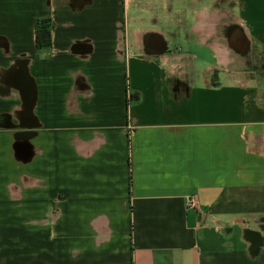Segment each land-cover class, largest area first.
Instances as JSON below:
<instances>
[{
  "label": "crops",
  "instance_id": "0c3cea01",
  "mask_svg": "<svg viewBox=\"0 0 264 264\" xmlns=\"http://www.w3.org/2000/svg\"><path fill=\"white\" fill-rule=\"evenodd\" d=\"M237 1L0 0V264H264V0Z\"/></svg>",
  "mask_w": 264,
  "mask_h": 264
},
{
  "label": "rangeland",
  "instance_id": "374dc122",
  "mask_svg": "<svg viewBox=\"0 0 264 264\" xmlns=\"http://www.w3.org/2000/svg\"><path fill=\"white\" fill-rule=\"evenodd\" d=\"M207 5V6H211L213 8V10H229L232 13L236 14H241L242 15V5L239 1L237 0H206V3H203V0H200L199 3H195V0H189V3H187V5H181V22H183V18L187 17L188 20L186 22V26H191L194 23V15H195V11L199 8H201L202 6ZM185 6H188V10L185 9ZM184 10V11H183ZM232 27L233 29H237L239 30V26L235 25V22H232ZM228 25L227 26H223V28L221 30H227ZM240 31V30H239ZM238 36L235 37L236 42H238V45H241V47L244 46V48H247L248 51V55H245L243 59H250L251 58V54H249L251 52V44L250 42L248 43V38L246 36H241V34H239V32H237ZM241 47L239 46V48H237L238 50H241ZM235 45L233 44L232 46V51L230 52V58L234 61V59L236 57L241 58V55H237L238 52H236L237 50H235ZM237 69L235 67V65L233 64L232 66H229L228 69V74H232L233 76L236 75ZM229 78H232L231 75L229 76ZM233 80H235L233 78Z\"/></svg>",
  "mask_w": 264,
  "mask_h": 264
},
{
  "label": "trees",
  "instance_id": "16d2710c",
  "mask_svg": "<svg viewBox=\"0 0 264 264\" xmlns=\"http://www.w3.org/2000/svg\"><path fill=\"white\" fill-rule=\"evenodd\" d=\"M51 22L48 19L38 20L36 23L35 42L38 48L48 47L51 44Z\"/></svg>",
  "mask_w": 264,
  "mask_h": 264
},
{
  "label": "built area",
  "instance_id": "2783aa9c",
  "mask_svg": "<svg viewBox=\"0 0 264 264\" xmlns=\"http://www.w3.org/2000/svg\"><path fill=\"white\" fill-rule=\"evenodd\" d=\"M128 0H124V4L126 5ZM187 207L188 209H197V199L195 196H191L188 198L187 201Z\"/></svg>",
  "mask_w": 264,
  "mask_h": 264
}]
</instances>
